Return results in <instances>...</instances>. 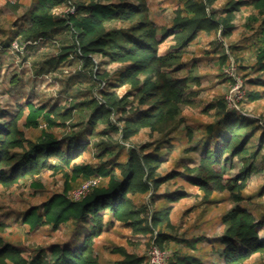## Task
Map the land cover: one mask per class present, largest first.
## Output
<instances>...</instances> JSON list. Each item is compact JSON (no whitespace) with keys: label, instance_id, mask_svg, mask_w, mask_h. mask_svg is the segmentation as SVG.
Listing matches in <instances>:
<instances>
[{"label":"trees","instance_id":"1","mask_svg":"<svg viewBox=\"0 0 264 264\" xmlns=\"http://www.w3.org/2000/svg\"><path fill=\"white\" fill-rule=\"evenodd\" d=\"M214 1L186 0L183 4L186 14L175 19L171 30H160L150 16L147 0H34L29 20L15 29L14 36L28 48L42 39L68 32L69 41H63L59 52L47 58L48 61L56 66L66 58L71 62L70 55L76 56L80 65L89 69L91 87L97 86L99 90L93 94L90 88L89 96L68 106L58 103L48 106L28 100L20 104L12 117L0 120V186L11 187L45 168L61 172L65 176V192L45 200L42 211L38 206L28 208L22 220L30 227L51 222L55 229L61 223L73 221L75 231H79L76 236L80 233L83 236L52 244L48 250L39 247L26 255L8 239V224L0 220V264H100L94 251L95 238L115 221L134 232L151 234L150 238L162 249L172 247L175 236L167 231L175 228L171 202L181 199L186 192L181 187L161 195L164 183L181 177L176 170L159 172L161 151L171 133L181 129L182 107L190 102L188 95L196 94L192 83L200 82L192 68L185 75H175L183 65L184 47L200 30H214L230 37L236 11L244 5L253 10L246 25L252 27V21L258 20L255 59L251 66L264 73V0H226L224 13L220 15L212 6ZM8 4L13 9L19 5ZM61 6H69V10L62 14L55 12ZM111 21L124 22L127 26H108ZM171 33L181 47L160 53L159 44ZM13 37L0 39L3 46L11 45ZM238 45L235 41L228 44L236 59ZM95 54L122 65L115 77L111 78L107 70L93 68L97 66ZM223 55L227 56L226 52ZM238 65L245 69L241 62ZM82 74L86 76L85 72ZM245 82L249 85L246 101L259 99L264 78H246ZM122 84L128 88L120 94L116 87ZM255 85L263 88L250 87ZM209 109H214L213 118L204 124L201 132L187 126L189 138L199 135L205 140L199 164L182 165L187 181L197 185L204 202L211 204L212 195L224 191L235 202L220 215L223 229L218 241L225 264H242L253 253L264 252L260 231L264 227V210L255 209L253 202L242 203L245 199L252 201L245 189L256 169V161L264 157V118L246 117L236 106H228L222 93L202 111L207 113ZM75 113L80 114V119L72 121ZM67 121L73 128L60 136L55 128L66 126ZM143 129L159 134L160 139L154 144H134L132 139ZM112 132L118 136L114 137ZM92 146L97 147L94 153L98 162L94 165L80 162ZM234 157L240 161V168L226 176L221 164L232 163ZM95 177L101 180L90 185L82 196H67L70 180L80 179L76 184L79 187ZM263 189L261 185L258 193L264 192ZM211 250H215L214 245ZM113 251L122 253L120 263L143 262L141 256L121 246ZM174 255L170 254L168 264H207L194 254Z\"/></svg>","mask_w":264,"mask_h":264},{"label":"rangeland","instance_id":"2","mask_svg":"<svg viewBox=\"0 0 264 264\" xmlns=\"http://www.w3.org/2000/svg\"><path fill=\"white\" fill-rule=\"evenodd\" d=\"M186 0H147L150 8V16L160 27V30L172 29L175 19L186 14L183 9ZM19 3L13 9L10 4ZM226 0H215L212 3L217 15L224 13ZM34 7V0H0V39L7 40L14 36L15 29L23 26L30 17V11ZM71 9V8H70ZM69 10V6H61L55 12L62 14ZM253 10L246 6H241L236 11L234 19V30L230 37L221 35L217 31L207 32L200 30L195 37L188 42L181 53L182 67L175 75H185L189 68H192L198 75L199 83H192L191 88L196 94L188 95L189 103L182 107L184 123L179 131L171 133V137L164 143L161 151L162 164L159 172L166 173L176 170L181 177L172 178L170 182L161 186V195L166 191L183 189L186 195L179 200L172 201L171 218L175 226L174 229L167 228L175 239L172 240L169 249L170 254L174 253L190 256L194 254L196 258L207 261V264H225L220 255L221 245L218 237L223 226L220 215L227 208L232 207V202L227 197V192H216L212 195L209 204L204 202L202 193L197 185L187 181L188 175L185 173L184 164L192 167L199 164L203 154L205 140L202 136L188 137L187 126L194 128V132H201L206 122L212 120L214 109H209L207 113L202 109L211 100L218 97L220 93L226 95L228 106H236L246 117L264 118V88L255 85L250 86L263 88L262 96L254 101H246V91L249 85L246 78L261 76L263 71H256L251 63L255 59L254 48L257 45L258 20H253L250 26L246 25L249 14ZM108 26L126 27V23L111 21ZM174 34H169L160 44L159 52L165 53L168 50H177L181 45L174 39ZM70 39V34L66 31L38 41L32 47H26V43H21L18 36H14L11 45L3 46L0 40V120H7L16 112L20 104H25L28 100L35 103H45L48 106L58 103L64 106L81 100L84 96L95 94L99 88L91 87L92 80L89 78L88 68L80 65L76 56H72V61L66 58L56 66L51 64L47 58L59 51V45L66 43ZM229 41L238 42L239 51L237 59L229 52ZM17 44V46H16ZM226 52L227 56L223 55ZM97 66L94 69L100 71L107 70L110 77L116 76L121 69L120 63L109 61L108 57L99 54L94 55ZM245 65V69L239 67L238 63ZM193 64L195 66H193ZM195 68V69H194ZM86 73L83 76L82 73ZM244 74L245 77H242ZM101 84V83H100ZM103 85V84H101ZM128 85H117L116 90L122 94ZM132 97V96H130ZM76 112V111H75ZM74 119H80V114L75 113ZM66 126L61 125L55 130L61 136L73 128L70 122ZM182 131V132H181ZM35 132V131H34ZM259 130L256 132V134ZM117 137L116 132H112ZM157 133H151L148 129H143L132 140L134 144L146 142L156 143L160 139ZM97 139V138H96ZM96 146L90 147L84 153L80 162H87L94 165L98 162L95 157ZM264 152V148L262 150ZM264 156V155H263ZM264 157L256 161V169L248 179L245 192L251 196V200H243V204L253 202L257 210H264V192L258 193L260 186H264ZM183 164V165H182ZM240 161L234 157L232 163L225 161L221 164L226 176L233 175L240 168ZM193 172H191L192 174ZM94 183H98L101 178L95 177ZM80 181L70 180L71 187L67 191V196L74 197L73 191L78 187ZM84 183V182H83ZM74 186V187H73ZM264 191V189H263ZM65 192V176L61 172L45 168L33 177L21 179L11 187L0 186V220L7 222V237L26 255L36 248L42 247L48 250L52 244H62L66 241L78 239L83 234L75 231L74 222L67 221L61 223L59 228H53L51 222L39 223L30 227L22 220L28 208L38 206L43 210V202L54 194ZM105 216V221L108 219ZM94 241V251L99 258L100 264H124L120 263L123 255L119 251H113L117 246L125 248L143 258L142 264H148V250L153 242L151 234L134 232L129 226L120 221H115L113 225H106ZM261 235L264 237V227H261ZM195 242L191 245L189 242ZM189 244V245H188ZM214 245V251L211 246ZM181 246V250L176 251ZM205 254L208 256L206 257ZM170 259V258H168ZM169 261V260H168ZM242 264H264V252L253 253Z\"/></svg>","mask_w":264,"mask_h":264},{"label":"built area","instance_id":"3","mask_svg":"<svg viewBox=\"0 0 264 264\" xmlns=\"http://www.w3.org/2000/svg\"><path fill=\"white\" fill-rule=\"evenodd\" d=\"M94 182L95 180L90 179L82 183L76 190L73 191L74 198L82 196L87 191L88 187L94 184ZM147 255L148 264H168L170 253L168 250L162 249L158 244L152 242Z\"/></svg>","mask_w":264,"mask_h":264}]
</instances>
